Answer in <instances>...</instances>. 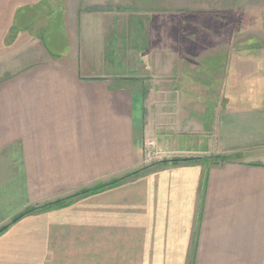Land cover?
I'll return each mask as SVG.
<instances>
[{
  "label": "crops",
  "instance_id": "1",
  "mask_svg": "<svg viewBox=\"0 0 264 264\" xmlns=\"http://www.w3.org/2000/svg\"><path fill=\"white\" fill-rule=\"evenodd\" d=\"M69 1L8 0L31 15L0 64V264H264V107H239L264 47H242L241 1Z\"/></svg>",
  "mask_w": 264,
  "mask_h": 264
},
{
  "label": "rangeland",
  "instance_id": "2",
  "mask_svg": "<svg viewBox=\"0 0 264 264\" xmlns=\"http://www.w3.org/2000/svg\"><path fill=\"white\" fill-rule=\"evenodd\" d=\"M53 1L55 2L56 0ZM240 1L241 4H238L241 7V23L239 32L242 38V47H245V37L261 39L263 42L261 41L262 44L258 45V47H264V0ZM69 2L72 4L76 3V5L80 6L82 10L97 7L98 4L100 6L103 5L104 8H113L116 7L118 4H124V7L136 9L138 6L144 7L143 5H147L148 2H151V0H70ZM53 5L55 6L56 3H54ZM20 8L21 5H11L8 3V0H0V64L3 60L9 59L11 56L15 59L18 51H16L15 49L17 48L13 49V51H7L6 49L10 48L9 46L12 43H16L17 45H19V41H22L21 38L23 37V34H25V36L28 35V14L31 15V13L28 11V7L26 6L22 9L23 14L19 13ZM9 9L13 10L14 13L16 12L17 16L14 18L15 23L12 26L14 27V29H8L9 31L7 30V35H5L4 32L7 28L5 26L6 24H8V17H10ZM118 10H120V8H118ZM48 14L49 17L53 15V17L55 18V15L53 14V12L51 13V10ZM25 28L27 29L25 30ZM19 38L21 40H19ZM17 39L19 41H17ZM25 40L28 41L27 39ZM17 57L16 59L19 60L20 56ZM226 82H228V84L230 85L231 78L226 77ZM241 82L242 91L240 92L241 100L239 102V107H264V77H242ZM229 85L227 86L228 91L226 92V97H229V95H231L229 93ZM227 158L228 157L226 156H209L206 160L212 162H224Z\"/></svg>",
  "mask_w": 264,
  "mask_h": 264
},
{
  "label": "trees",
  "instance_id": "3",
  "mask_svg": "<svg viewBox=\"0 0 264 264\" xmlns=\"http://www.w3.org/2000/svg\"><path fill=\"white\" fill-rule=\"evenodd\" d=\"M193 161H196V159H186V160H172V161H164V162H161L162 164H168V163H180V162H193ZM216 162V161H215ZM147 168H145L144 170H146ZM140 171L138 172H135V173H132V174H129L125 177H122V178H118V179H114L106 184H99L97 185L95 188L93 189H86V190H82L80 191L78 194L72 196V197H69V198H66L64 200H59L53 204H49L45 207H49L51 205H58V206H68L70 205L73 200L75 198H79V197H85V196H89V195H92V194H95V193H99L101 191H104L108 188H113V187H116L118 185H120L121 183H123L125 180L129 179L130 177L132 176H135L137 174H139ZM34 210H31V211H28V212H24L19 218H16L14 222L20 220L23 216H25L26 214L28 213H31L33 212ZM7 228L6 227H3L1 230H0V234L6 230Z\"/></svg>",
  "mask_w": 264,
  "mask_h": 264
},
{
  "label": "built area",
  "instance_id": "4",
  "mask_svg": "<svg viewBox=\"0 0 264 264\" xmlns=\"http://www.w3.org/2000/svg\"><path fill=\"white\" fill-rule=\"evenodd\" d=\"M144 154L148 161L159 160L163 158V155H164L163 152H161L160 150H157V145L153 141L146 142Z\"/></svg>",
  "mask_w": 264,
  "mask_h": 264
}]
</instances>
